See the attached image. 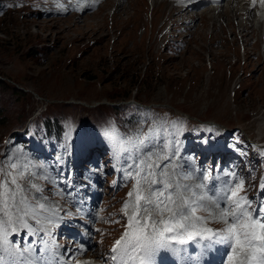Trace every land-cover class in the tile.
Returning a JSON list of instances; mask_svg holds the SVG:
<instances>
[{"label": "rangeland", "instance_id": "obj_1", "mask_svg": "<svg viewBox=\"0 0 264 264\" xmlns=\"http://www.w3.org/2000/svg\"><path fill=\"white\" fill-rule=\"evenodd\" d=\"M62 2L0 0V81L8 87H0V153L4 138L22 129L38 112L44 116L52 109L60 113L64 109L66 118L80 119L86 127L93 122L111 124V113L118 108L126 111L127 103L134 101L151 107L143 111L141 122L129 125L135 131L154 124L162 133L174 125V135L182 138L191 127L185 117L216 122L221 126L211 128L223 135L239 129V141L264 143V30L259 23L246 26L240 15L236 20L229 3L218 15L192 12L196 23L182 34V48L174 50V45L167 46V24L179 13L171 2L151 7L148 0H108L100 10L79 17L64 15ZM251 147L245 146L249 162L231 157L228 149L205 157L200 168L202 156L197 153L177 155L179 159L174 157L172 162L194 177L211 171L208 185L216 177L234 183L224 173H235L244 182L241 195L253 200L264 174V158ZM224 162H234L236 171L226 165L214 173ZM159 163L163 167L168 161ZM103 181L110 198L112 185L106 177ZM32 195L41 196L34 190ZM118 198L115 194L104 207L96 258L108 252L123 228ZM41 202L56 210L65 206L58 198Z\"/></svg>", "mask_w": 264, "mask_h": 264}, {"label": "snow or ice", "instance_id": "obj_2", "mask_svg": "<svg viewBox=\"0 0 264 264\" xmlns=\"http://www.w3.org/2000/svg\"><path fill=\"white\" fill-rule=\"evenodd\" d=\"M105 135L117 152L127 153L125 160L131 163L123 169L124 178L134 182L121 209L127 218L125 230L110 249L113 264H157L161 251L170 253L176 264H199L210 251L221 255V264H264V196L255 204L241 195L244 182L235 173H224L234 183L223 180L219 186L210 187L206 181L212 179L211 171L199 177L178 171L179 166L172 162L178 145L165 143L155 151L151 130L147 137L138 130L124 140L115 137L111 129H106ZM170 147L175 150L169 153L166 149ZM163 160L168 163L161 167L159 161ZM30 167L34 166L20 162L18 157L8 156L0 162V264H60L59 245L43 237L38 254L35 241L21 247L9 239L20 229L32 236L43 231L50 237L41 221H52L43 213L58 215L55 208L41 202L45 197L32 195L33 190L43 191L32 179L47 177L31 172ZM193 180L197 182H188ZM259 187L264 193V181ZM29 220L41 227H33ZM189 243L200 249L194 257L188 256L184 247Z\"/></svg>", "mask_w": 264, "mask_h": 264}, {"label": "trees", "instance_id": "obj_3", "mask_svg": "<svg viewBox=\"0 0 264 264\" xmlns=\"http://www.w3.org/2000/svg\"><path fill=\"white\" fill-rule=\"evenodd\" d=\"M7 85L0 81V87L2 89L8 88ZM9 86V85H8ZM17 94L25 95L23 92H19ZM66 106L61 105L59 106ZM137 107V109L132 110L131 106H127V110H122L120 108L116 109L115 112H112L111 114H114L112 116V121L114 123V126L116 128H120L122 126L128 127L131 122L139 119L137 116L141 115L145 109ZM54 111L51 110L50 114L44 115L43 118H41L42 126H41V132H35V135H38L40 139H51L53 140L51 144H54L53 146L59 147V152L61 156H68L70 153V147H71V140L73 138L75 139H86L89 137L87 135H90L92 133V130L90 128L83 127L82 121H79L78 124H76L75 131L72 129V123L74 121V118H66L68 115L64 112V109L61 111ZM137 114V115H136ZM120 115V116H119ZM122 115V116H121ZM176 129L173 127V133H175ZM87 139V140H88ZM17 144L20 145H26L24 143V139L22 135L14 133L10 139H9V145L12 147H15Z\"/></svg>", "mask_w": 264, "mask_h": 264}, {"label": "bare ground", "instance_id": "obj_4", "mask_svg": "<svg viewBox=\"0 0 264 264\" xmlns=\"http://www.w3.org/2000/svg\"><path fill=\"white\" fill-rule=\"evenodd\" d=\"M172 4H176L177 0H170ZM148 2L150 3L151 7L152 6V3H157L158 0H148ZM229 4L231 5V13L233 12L235 14L236 17H234L236 20H239V15L240 16H244L245 17V22L244 24H246V26H248V22H251V24H253L254 26H258V23L260 24L261 28L263 27V30H264V24H262L259 20L256 19V23H255V13L252 11V8L250 7V2L248 0H239L237 2H229ZM236 4V5H234ZM121 6V5H119ZM118 6V7H119ZM157 5H155L156 7ZM171 6V5H170ZM173 6V5H172ZM246 6V8L244 7ZM116 7V6H115ZM156 9V8H155ZM100 10V9H99ZM178 10V13H179V17H186V15L188 14L187 12H185L187 9H177ZM118 11V10H117ZM236 11V12H235ZM207 13H212V15H215V11L214 10H210V11H207L201 15H206ZM90 14V13H89ZM223 14H224V10H223ZM200 15V16H201ZM218 15V14H217ZM226 16V14H224ZM216 18H219L218 17H215L213 20L214 22H216ZM222 18V16H221ZM89 20V19H88ZM86 22V21H85ZM244 28V31L246 32L247 28L243 27ZM249 34H244V37H248ZM247 40V39H246ZM126 104L125 103H122L121 106H125Z\"/></svg>", "mask_w": 264, "mask_h": 264}]
</instances>
